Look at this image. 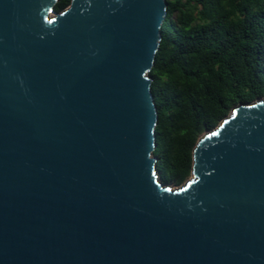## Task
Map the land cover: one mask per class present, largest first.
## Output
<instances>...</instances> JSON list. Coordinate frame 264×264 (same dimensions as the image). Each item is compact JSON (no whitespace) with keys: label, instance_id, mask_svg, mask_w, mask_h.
I'll return each instance as SVG.
<instances>
[{"label":"water","instance_id":"95a60500","mask_svg":"<svg viewBox=\"0 0 264 264\" xmlns=\"http://www.w3.org/2000/svg\"><path fill=\"white\" fill-rule=\"evenodd\" d=\"M56 1L0 0V264H264V99L164 184L147 73L166 0Z\"/></svg>","mask_w":264,"mask_h":264},{"label":"trees","instance_id":"16d2710c","mask_svg":"<svg viewBox=\"0 0 264 264\" xmlns=\"http://www.w3.org/2000/svg\"><path fill=\"white\" fill-rule=\"evenodd\" d=\"M71 0H57L54 13ZM151 69L156 176L180 187L193 149L240 103L264 99V0H166Z\"/></svg>","mask_w":264,"mask_h":264},{"label":"rangeland","instance_id":"374dc122","mask_svg":"<svg viewBox=\"0 0 264 264\" xmlns=\"http://www.w3.org/2000/svg\"><path fill=\"white\" fill-rule=\"evenodd\" d=\"M54 17V14H50V18H53Z\"/></svg>","mask_w":264,"mask_h":264}]
</instances>
